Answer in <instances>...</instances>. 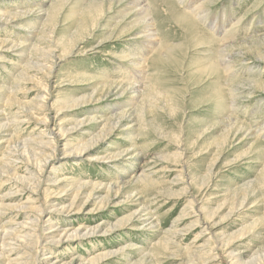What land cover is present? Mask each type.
<instances>
[{"label":"rangeland","instance_id":"rangeland-1","mask_svg":"<svg viewBox=\"0 0 264 264\" xmlns=\"http://www.w3.org/2000/svg\"><path fill=\"white\" fill-rule=\"evenodd\" d=\"M170 1L150 43L129 0H0V226L100 229L0 264H264V0ZM46 115L64 138L34 192L9 148L50 154Z\"/></svg>","mask_w":264,"mask_h":264},{"label":"bare ground","instance_id":"bare-ground-1","mask_svg":"<svg viewBox=\"0 0 264 264\" xmlns=\"http://www.w3.org/2000/svg\"><path fill=\"white\" fill-rule=\"evenodd\" d=\"M170 1V0H169ZM173 2L175 3H180L183 1V0H172ZM171 2V1H170ZM172 3V2H171ZM129 4L132 6L133 9H135V11L140 15V18H141V21H142V25H141V31H139V35L140 36H134V39L136 38H143L144 40H148L150 43H153L154 41H156L158 39V32H157V28H156V21L154 20V18L151 16V10L150 8L152 7V5L150 4L149 0H129ZM204 7H205V4L204 2L199 4V5H194L193 9L190 10V11H185L184 13V16L185 17H188L190 19H194V20H201V16L202 14L204 13ZM205 15V13H204ZM218 20V19H217ZM230 33V32H229ZM27 41V40H26ZM25 43V42H24ZM7 43H5L4 40H2L0 42V45L1 47L3 45H5ZM16 44V43H15ZM26 44V43H25ZM20 45V44H19ZM28 49V48H27ZM222 51L223 53L225 54V56H228V58L226 59H221L220 62H225L224 64H226L225 66H227L230 62V59L232 56H236L235 54H232L228 48L226 46L222 47ZM222 53V52H221ZM52 54V53H51ZM239 54V53H238ZM62 55V54H61ZM135 56V55H134ZM222 56V55H221ZM58 58V57H57ZM59 59V58H58ZM33 61V60H32ZM37 61V60H36ZM139 61V60H138ZM57 63V62H56ZM217 65H220V63L216 62ZM142 64H144V61L142 60ZM36 65V64H35ZM137 65V64H136ZM230 67V66H228ZM138 85V84H137ZM136 86V84L134 85ZM46 87V90L48 89V85L46 84L45 85ZM45 89V88H44ZM48 92V91H47ZM46 92V93H47ZM41 97V96H40ZM46 96L44 95L43 97V101H44V105L41 106L40 108L42 109H46L47 108V100H46ZM57 99H59L57 97ZM56 99V100H57ZM12 99L9 97V99L7 100V103L9 101H11ZM42 100V99H41ZM42 104V103H41ZM53 108V107H52ZM47 117V115H46ZM56 117V116H55ZM55 117H47L44 119V122H45V125L47 126H50L51 127V131L48 132V134H50V137H49V141L45 143V148H48L46 147V145L48 144H53V147L52 148H48L51 152L49 154V152H32L30 151L31 148L34 147L35 145V142L33 144V147L32 146H28L26 145V143L21 146V144H14L12 145V139L10 140V144L12 145L13 148H9V155L11 154L12 156H14V160H12L10 163L7 162L6 160V157H2L3 159L1 160V162H7L9 163L10 165H17L16 161L17 159H19L20 157H23L25 155L24 152H29L30 154H32L31 156L34 157V159L36 160V162H38L37 165L38 166V169L40 171H38L37 173V176H35L34 174V177L36 180L35 182L37 183L36 186H38V188L34 189V192H39L40 188H41V185H42V178L44 173L46 172V169H47V164L49 161H51L55 156V152H57V149H58V145H57V137H60V138H64V129L62 127L59 128V130L57 131V119ZM6 121V120H5ZM15 121V120H14ZM18 122V121H16ZM10 123V122H9ZM2 124V122H1ZM6 127V126H5ZM3 128V127H2ZM47 130V129H46ZM45 141V140H44ZM19 142V141H18ZM38 145V144H37ZM35 145V148L36 146ZM40 145H41V142H40ZM23 149H21V147ZM40 148V146H39ZM33 150V149H32ZM65 152L68 154V150L65 149ZM7 156V155H6ZM9 159V157H7ZM22 162H23V159H22ZM28 162V161H27ZM25 163V161L23 162ZM21 163V164H23ZM28 164V163H27ZM9 166V165H7ZM31 166V165H30ZM4 176V175H3ZM20 177V176H19ZM23 180H27L28 178L26 176L22 177ZM18 180V179H17ZM16 180V181H17ZM24 181V182H25ZM27 182V181H26ZM17 184V183H15ZM23 184V182H22ZM27 186V185H26ZM26 188V187H25ZM22 189V188H21ZM26 189H24L25 191ZM27 190L29 192H31L30 188L27 187ZM33 192V191H32ZM33 194V193H32ZM39 194V193H38ZM34 195V194H33ZM30 196V195H29ZM75 199H77V196L75 197ZM32 200V199H30ZM55 200L53 199H50L48 201H46L47 203H54ZM30 202V201H28ZM31 202H35L34 201H31ZM75 202V201H74ZM73 202V203H74ZM25 208H32V206H25ZM47 209V207H46ZM33 210H34V207H33ZM45 210V207L38 210V211H41L40 215L41 216H38L37 218H31L29 222L25 221L24 224H13V223H7L9 226H4V225H1L0 226V229L2 231V233H4V235H0V237L2 238V252L0 253L1 255H4V257H6V252H7V249L5 247L7 246H10L11 248L8 247V250H10L11 252L15 253V254H18L16 252H20V251H26L28 249V247L33 244L31 242H33L34 240H37V242L41 239H43L42 241L44 243H47V242H51L53 241L54 243H60L64 240H68V239H71V238H83L84 236H87L88 233H97L100 231L99 227H96V228H89L88 226H84L82 228H79V229H76L75 231H71L69 230V228H64V229H59L58 231H60V234L56 231H48V229L50 228V225L45 227V231L43 233V238L41 236H39L38 234H36L37 232V226L40 225V222H41V219H42V215H43V212ZM201 210V209H199ZM58 211V208L56 205H52L50 206V210H48V214L47 215V218L45 220L46 223L48 224H51V214L53 213H56ZM61 212H64L65 211V208L61 209L60 210ZM36 212V211H35ZM38 213V212H37ZM34 214V213H33ZM45 224V223H44ZM37 225V226H36ZM53 225V224H51ZM56 226V224H55ZM53 225V227H55ZM30 227H32L35 232H32L33 229H30ZM52 228V227H51ZM62 228V227H61ZM53 229V228H52ZM50 232L51 235H48ZM38 233V232H37ZM60 235V237L57 239L54 238L55 236ZM14 239L16 241V245L12 246V242H6L7 239ZM8 239V241H9ZM13 241V240H12ZM18 242V243H17ZM35 243V242H34ZM42 243V245L44 244ZM52 243V242H51ZM30 248V247H29ZM29 250V249H28ZM3 253V254H2ZM22 253V252H21ZM11 253L7 254L8 256L10 255ZM205 257V256H204ZM229 257H232L231 260H233L234 258H236L234 261H233V264H242L243 262H239L241 260L242 257H238V255H234V254H230ZM206 258V257H205ZM208 258V257H207ZM206 258V259H207ZM12 259V257H11ZM9 260V259H8ZM15 260H10L8 261L7 264H12V262H14ZM17 261V260H16ZM20 263V262H19ZM16 264V263H15Z\"/></svg>","mask_w":264,"mask_h":264}]
</instances>
